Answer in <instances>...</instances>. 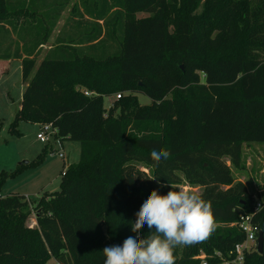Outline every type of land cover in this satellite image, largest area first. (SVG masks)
I'll list each match as a JSON object with an SVG mask.
<instances>
[{
    "label": "trees",
    "instance_id": "16d2710c",
    "mask_svg": "<svg viewBox=\"0 0 264 264\" xmlns=\"http://www.w3.org/2000/svg\"><path fill=\"white\" fill-rule=\"evenodd\" d=\"M70 1L0 0V53L11 50L0 62L20 61L26 84L11 132L20 121L50 124L60 143L81 146L60 191L37 206L0 197V264H104L105 247L136 235L131 226L151 191L166 194L183 179L211 202L216 228L176 248L175 264L229 253L245 236L228 226L252 214L255 200L225 159L243 171V145L264 144V0H78L80 11L40 61ZM160 148L170 156L154 160ZM16 174L0 173V192ZM254 223L264 236V207ZM245 264H264V246Z\"/></svg>",
    "mask_w": 264,
    "mask_h": 264
},
{
    "label": "rangeland",
    "instance_id": "374dc122",
    "mask_svg": "<svg viewBox=\"0 0 264 264\" xmlns=\"http://www.w3.org/2000/svg\"><path fill=\"white\" fill-rule=\"evenodd\" d=\"M64 1L67 0H48V3L50 5L58 3L60 4L58 7H62L61 5L65 4ZM94 2L96 0H91V3ZM94 7L95 11L103 9L102 5H99L98 9L96 6ZM80 9L81 5L78 0H71L66 4V10L62 14L54 35L61 32L66 21L71 22L74 13ZM149 16L147 13H139L137 18L145 19ZM44 20L48 23L51 22L48 15L44 16ZM89 21L91 20L89 19ZM101 25L105 26L103 23ZM116 51L114 47L108 55L112 56ZM6 52V49L1 48L0 54H7L11 50ZM25 89L22 64L16 60L0 62V173H17L5 182L0 197L18 195L27 198L30 206H37L46 193L52 194L60 191L61 173L65 166L78 165L81 146L80 143L69 140H64L62 143L52 141L49 145L43 144L38 140L40 125L25 121L17 123L16 133L11 132ZM116 96L117 94L105 99L104 107L107 112L114 108L117 102ZM137 99L141 106L151 104V100L147 96L137 95ZM59 154L64 155V160L59 158ZM225 161L231 168L236 181L244 183L249 193L254 197L264 199V144L243 145L242 162L245 165L243 171L234 169L228 159ZM133 165L141 172L151 176V169L146 164L137 162ZM181 177L183 178L182 175ZM177 187L194 188L189 186L184 179ZM194 189L201 193L200 188ZM28 225L36 226L34 211L28 220ZM178 248L181 251L182 247Z\"/></svg>",
    "mask_w": 264,
    "mask_h": 264
},
{
    "label": "clouds",
    "instance_id": "9594fccd",
    "mask_svg": "<svg viewBox=\"0 0 264 264\" xmlns=\"http://www.w3.org/2000/svg\"><path fill=\"white\" fill-rule=\"evenodd\" d=\"M166 148L152 150L154 160L167 159ZM132 224L135 236L127 237L122 246L103 249L104 264H175L174 250L190 247L210 238L216 223L210 201L189 187H171L166 194L151 191ZM146 235H141V230Z\"/></svg>",
    "mask_w": 264,
    "mask_h": 264
},
{
    "label": "built area",
    "instance_id": "2783aa9c",
    "mask_svg": "<svg viewBox=\"0 0 264 264\" xmlns=\"http://www.w3.org/2000/svg\"><path fill=\"white\" fill-rule=\"evenodd\" d=\"M85 96H90L85 93ZM117 100L121 95L116 96ZM41 130L38 140L46 145L52 141L59 142L57 138L58 131L50 124L40 125ZM59 158L64 160V155L59 154ZM64 176V173L62 174ZM255 206L254 212L250 215L240 216L237 223L228 226L229 228H237L244 236L245 239L234 246V248L227 254L215 251L211 254L200 252L194 258L199 264H245L247 256L253 254L258 248L259 227L254 223L256 214L264 207V202L260 198L254 197ZM135 223V222H134Z\"/></svg>",
    "mask_w": 264,
    "mask_h": 264
},
{
    "label": "crops",
    "instance_id": "0c3cea01",
    "mask_svg": "<svg viewBox=\"0 0 264 264\" xmlns=\"http://www.w3.org/2000/svg\"><path fill=\"white\" fill-rule=\"evenodd\" d=\"M30 2H28L27 4H29ZM40 6V7H39ZM34 7H37L39 9H41L42 5L38 4V3H35L34 4ZM66 10V8H65ZM41 11V10H40ZM60 22L57 24L59 26ZM64 27V25H63ZM62 27V28H63ZM56 28H58L56 26ZM55 28V29H56ZM62 30V29H61ZM54 32L55 30L53 31L52 35H51V38L49 39V41L47 42V45L42 47V54H41V57H40V61L46 56V54L54 47V44H55V40L57 39V36L60 34V32L56 35H54ZM24 36V35H23ZM20 48H23L22 44L20 43ZM20 62V61H19ZM21 63V62H20Z\"/></svg>",
    "mask_w": 264,
    "mask_h": 264
},
{
    "label": "water",
    "instance_id": "95a60500",
    "mask_svg": "<svg viewBox=\"0 0 264 264\" xmlns=\"http://www.w3.org/2000/svg\"><path fill=\"white\" fill-rule=\"evenodd\" d=\"M263 246H264V236L262 233H260L258 237V248H257V253L260 255H262L263 253Z\"/></svg>",
    "mask_w": 264,
    "mask_h": 264
}]
</instances>
